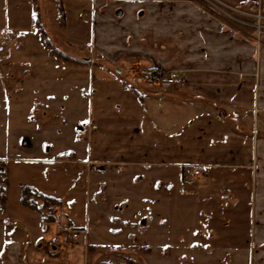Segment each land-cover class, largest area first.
<instances>
[{"label":"crops","instance_id":"0c3cea01","mask_svg":"<svg viewBox=\"0 0 264 264\" xmlns=\"http://www.w3.org/2000/svg\"><path fill=\"white\" fill-rule=\"evenodd\" d=\"M39 1L70 16L72 10L78 16L88 9L87 45L94 55L179 77L164 87L137 83L125 68L85 72L76 89L83 114L66 155L102 176L113 166L140 173L138 180L162 174L156 182L165 180L168 169L199 168L191 198L197 216L224 227L243 225L234 232L241 238L239 253L264 264V39L257 46L253 31L244 34L210 7L183 1ZM64 1L70 5L61 7ZM224 1H256L264 8V0ZM108 186L100 176L97 201L107 199ZM49 213L54 220V211ZM30 220L31 231L29 220L12 221L19 227L12 226L11 234L0 227V264H87L86 244L57 245L39 216ZM70 221L64 215L61 223ZM72 227L90 232L88 218L85 226Z\"/></svg>","mask_w":264,"mask_h":264},{"label":"rangeland","instance_id":"374dc122","mask_svg":"<svg viewBox=\"0 0 264 264\" xmlns=\"http://www.w3.org/2000/svg\"><path fill=\"white\" fill-rule=\"evenodd\" d=\"M177 1L205 7L218 5L214 0ZM217 1L242 8L258 4ZM1 2L0 47L4 50L0 52V197L4 187L6 190L4 205L0 206V227L5 226L11 234L12 226L19 227L12 221L29 220L30 231L35 228L30 219L39 215L20 202L21 189L28 186L59 200L50 210L55 219L44 211L43 222L39 216V223L42 228L48 227V235L55 233L57 245L73 246L78 241L86 244L87 264H125L126 258L135 264H254L252 257L239 253L241 248L237 247L241 238L234 232H241L243 225L224 227V223L207 221L208 217L203 219L193 210L196 200L191 198L198 179L189 183L185 178L194 168L181 172L168 169L163 181H155L162 174L147 175L139 181L138 172L113 166L102 176L96 167L82 165L66 155L65 149L75 145L71 136L78 135V121L83 114L76 90L80 89L77 85L82 75L90 70L95 73L99 67L118 71L125 68L127 75L140 83L136 73L142 68L134 63L127 68L124 62H109L89 51L88 9L78 16L72 10L70 16L56 13L58 9L53 5L49 8L39 0ZM65 5L70 2L61 3V7ZM36 15L52 44L72 62L57 59L50 52L34 25ZM63 23L66 30L62 29ZM53 94L55 99L50 97ZM100 176L109 185L103 190L108 196L102 202L95 199L102 192L98 187ZM153 182L159 190L154 189ZM64 215L71 224L61 223ZM85 218L90 226L88 234L72 227L85 226ZM64 228L77 230L80 239L65 241L60 235ZM212 228L213 236L209 233ZM95 247L100 254L95 253Z\"/></svg>","mask_w":264,"mask_h":264},{"label":"built area","instance_id":"2783aa9c","mask_svg":"<svg viewBox=\"0 0 264 264\" xmlns=\"http://www.w3.org/2000/svg\"><path fill=\"white\" fill-rule=\"evenodd\" d=\"M158 3H166L169 0H154ZM218 5L210 4L211 9L215 14L223 18L224 21H231L236 26H240L243 33L246 31L252 30L255 37L254 42L256 45L262 43L264 38V11L260 4L249 5L247 8L236 7L225 5L217 0H214ZM227 21V22H228ZM230 23V22H229ZM241 31V32H242ZM7 33L5 32L4 35ZM243 37L244 35L241 34ZM137 81L147 85V86H164L168 87L171 84L175 83L179 77L174 71H164L160 68L152 69H141L136 73ZM188 175H186L185 180L189 183H192V179L200 174V169L193 167ZM78 231L75 229L64 228L60 232L61 237L65 241H76L79 237Z\"/></svg>","mask_w":264,"mask_h":264},{"label":"trees","instance_id":"16d2710c","mask_svg":"<svg viewBox=\"0 0 264 264\" xmlns=\"http://www.w3.org/2000/svg\"><path fill=\"white\" fill-rule=\"evenodd\" d=\"M37 17V15H36ZM34 25L37 27V31L41 39L43 40L44 44L49 48L50 52L54 54V56L57 59H60L64 62H72L73 59L64 54L62 51L57 49L51 42L50 38L48 37L47 33L45 30L40 26V21L39 17L34 19ZM5 190L6 188L4 187V191L2 192V196L0 197V206L1 208L4 205L5 201ZM21 205L35 211L41 218V222H43V216L42 213L44 211L50 212L51 207L55 206L56 204L59 203V200L51 197L44 195L42 193H39L35 189L28 187V186H23L21 189V199H20ZM98 264H109L104 261L99 262ZM125 264H135L133 260L126 258L125 259Z\"/></svg>","mask_w":264,"mask_h":264},{"label":"water","instance_id":"95a60500","mask_svg":"<svg viewBox=\"0 0 264 264\" xmlns=\"http://www.w3.org/2000/svg\"><path fill=\"white\" fill-rule=\"evenodd\" d=\"M82 60H83V61H89V59H88V58H86V59H85V58H82Z\"/></svg>","mask_w":264,"mask_h":264}]
</instances>
